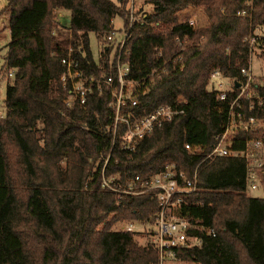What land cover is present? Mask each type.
<instances>
[{
	"label": "trees",
	"instance_id": "1",
	"mask_svg": "<svg viewBox=\"0 0 264 264\" xmlns=\"http://www.w3.org/2000/svg\"><path fill=\"white\" fill-rule=\"evenodd\" d=\"M147 3L153 11L136 9L122 56L127 79L138 84L134 112L145 115L181 97L188 104L135 151L117 144L107 165L114 99L105 90L90 95L86 106L67 105L62 59L71 51L85 74L116 76L114 49L104 35L87 31L111 30L117 18L128 29L133 0H8L0 13L10 21L12 39L5 59L6 114L0 116V264H160L150 239L119 228L138 223L151 228L150 238L160 211L157 192L120 195L105 187L103 178L122 189L171 165L195 180L196 189L184 195L176 214L190 223L191 236L201 239L171 261L264 264V166L257 189L262 195L252 197L241 154L208 157L238 95L222 101L211 74L218 70L241 81L253 56L264 60V0ZM187 8L200 9L207 25L196 28L187 19L169 31L154 30ZM56 11L68 12L71 26L84 31L53 25ZM262 79L256 89L264 101ZM254 114L264 119V105ZM259 137L264 145L263 129ZM245 142L246 132L239 131L231 150L243 151ZM186 144L203 152L190 154Z\"/></svg>",
	"mask_w": 264,
	"mask_h": 264
},
{
	"label": "built area",
	"instance_id": "2",
	"mask_svg": "<svg viewBox=\"0 0 264 264\" xmlns=\"http://www.w3.org/2000/svg\"><path fill=\"white\" fill-rule=\"evenodd\" d=\"M61 12L56 11L55 18L52 21L53 25L67 32L84 31L82 29H74L69 20L67 23L62 21L64 17ZM243 14L245 15V12ZM135 17L132 7L130 27L128 29L123 25L120 30H117L114 26L108 31H87L88 33L104 35L109 45L107 46L114 49L117 62L116 76L85 74L79 62L74 60L71 51L68 53V56L62 59L65 71L61 77V83L63 89L69 92V96L65 100L67 105L79 103L81 106H86L90 95L102 94L105 90H109L114 99V104L111 107L114 111V117L112 118V124L107 127L112 145L106 159V165L117 144L123 151H135L146 136L183 114L184 108L188 104L186 99L181 97L176 103L161 105L145 115L134 112L135 108L139 106L138 101L133 96L138 84L127 79L129 68L122 63V56L123 49L130 37V29L136 21ZM188 21L190 25L194 26L192 19ZM257 40V37L253 38L251 43L254 44ZM178 42L184 47L185 42L180 40ZM241 74L243 76V80L241 81L227 79L218 70L211 74L210 83L219 93L222 101H226L231 93L238 92V95L231 104L229 121L225 130L221 135L216 137L217 142L208 157H225L232 154H241L247 160L250 188L257 190L260 175L262 174L259 171L264 166V145L259 137V133L263 129L262 123L264 119L259 118L254 113L261 110L264 101L258 95L256 89L257 79L252 65L250 68L242 69ZM12 76L13 73L10 74V77ZM243 101L249 102L248 108L245 107ZM246 111H248V114H246ZM239 131L246 132L245 149L234 153L231 148L235 143ZM185 149L194 155L203 152L200 146L192 144H186ZM103 185L110 191L120 195L138 196L149 191L157 192L160 211L150 240L158 248L160 264H168L169 261L174 260L177 251L180 249L201 244V239L191 236L189 233L191 230L190 223L186 219L179 218L176 214L182 205L184 195L193 192L196 188L195 180L191 179L182 170L178 171L175 165L168 166L165 171L147 180L137 177L122 189L113 186L112 181L105 177L103 178ZM137 226L142 225L133 222L123 225L122 229L133 232L137 231ZM211 233L215 236L214 231H211Z\"/></svg>",
	"mask_w": 264,
	"mask_h": 264
},
{
	"label": "rangeland",
	"instance_id": "3",
	"mask_svg": "<svg viewBox=\"0 0 264 264\" xmlns=\"http://www.w3.org/2000/svg\"><path fill=\"white\" fill-rule=\"evenodd\" d=\"M112 1L117 2V0H112ZM147 1L148 0H133L134 4H130V6L131 7L133 5L135 6V7L133 6L134 13H136L137 11L136 9L142 10L143 12L152 13L153 6L147 3ZM7 5H8V0H0V13L7 7ZM62 12L61 14L64 17L62 21L67 23V21L69 20L68 19L69 13L66 11H62ZM135 19H137V17H135ZM187 19L188 20L192 19L194 21V27L196 28L204 27L207 25V22H208V19L206 18V16L203 14V12L200 9L188 8L186 10H182L181 12L173 16L170 19V21L167 20L166 24H164L161 28L154 27V30L157 32H166V31H169L173 23L175 22L181 23L182 21L184 22ZM114 24L117 30H120L121 27L123 26L120 18H117L114 21ZM262 34L264 35V31L262 32ZM11 40L12 39H11V31H10V21L8 18H6V16L1 15L0 16V116H5L6 114L4 103L6 99L7 88L10 84V78L8 76L9 71L6 66L5 59L8 53V46ZM93 42H94V39H93ZM251 65H252V69H253L256 79L259 77H262L263 78L262 81H263L264 80V60L260 59L258 56H253L251 59ZM262 127L264 130V122L262 123ZM248 194L252 197H257V196L262 195V191L253 190L249 188ZM119 228L121 229L122 227H120L119 225ZM137 230H139L138 232H142V238H141L142 241H146L147 239H150L149 231L147 230H151V228H148V227L146 228L142 225V226H137Z\"/></svg>",
	"mask_w": 264,
	"mask_h": 264
},
{
	"label": "crops",
	"instance_id": "4",
	"mask_svg": "<svg viewBox=\"0 0 264 264\" xmlns=\"http://www.w3.org/2000/svg\"><path fill=\"white\" fill-rule=\"evenodd\" d=\"M69 19V18H68ZM168 264H181L179 262H176V261H169Z\"/></svg>",
	"mask_w": 264,
	"mask_h": 264
}]
</instances>
